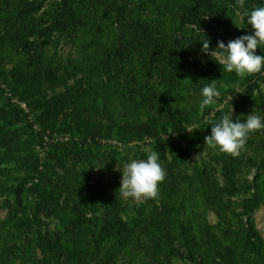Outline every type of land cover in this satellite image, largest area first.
<instances>
[{"label": "rangeland", "instance_id": "obj_1", "mask_svg": "<svg viewBox=\"0 0 264 264\" xmlns=\"http://www.w3.org/2000/svg\"><path fill=\"white\" fill-rule=\"evenodd\" d=\"M60 1L0 0V54L8 55L6 65H0V217L5 215L15 187H26L22 211L36 215L31 226L45 231L56 246L39 264H258V259L264 260V130L250 134L236 158L204 142L211 135L205 117L220 104L224 107L215 111L214 121L224 114H232L233 121L244 122L251 114L264 120V110H253L244 97L233 96L229 90L234 83L210 52L207 64L197 66L199 72L190 70L193 77H183L180 83H192L201 90L214 83L221 94L215 105L201 109L199 98L181 96L171 107H175V118L161 113L149 122L154 125L149 137L121 127L99 130L96 123L86 127L100 136L99 141L112 140L106 143L110 148L89 149L76 126L65 128L56 122L59 129H46L55 135L42 139L45 144L39 149V134L45 131L38 126L44 103L33 90L39 86L46 101L65 86L85 85L84 74L78 70L81 65H71V60L80 59L72 37L80 35L62 27L57 14ZM154 1V13L168 15L180 9L181 0ZM254 9L230 13L227 26L238 25L242 35L253 34L246 16ZM19 72L31 73L34 82L28 83L31 89L27 91L32 98L25 100L16 92ZM234 86L235 92L241 90L236 83ZM258 87L257 97L263 94L264 81ZM230 96L233 99L225 103ZM92 99L89 113L97 116L98 98ZM16 101L29 105L25 103L28 116ZM189 125L199 129L188 133L183 126ZM64 133L68 138L61 140ZM71 139L76 143L53 146ZM151 151L158 153L166 171L158 201L123 198L119 189L125 165L133 159H146ZM256 198L262 200L246 206L248 199L253 202ZM103 206L136 231L128 247L120 248L111 236L98 243V250L93 245L90 233L103 224L107 212Z\"/></svg>", "mask_w": 264, "mask_h": 264}, {"label": "trees", "instance_id": "obj_2", "mask_svg": "<svg viewBox=\"0 0 264 264\" xmlns=\"http://www.w3.org/2000/svg\"><path fill=\"white\" fill-rule=\"evenodd\" d=\"M154 2L60 1L57 14L62 27L70 32L78 31L80 35L73 34L72 37L80 59L71 60V65H81L78 70L84 74L85 85L65 86L46 101L42 100L44 95L36 86L34 96L41 98L44 103L40 106L42 114L38 121L41 130H58L54 125L56 122L60 123L58 126L64 124L65 128L72 124L85 135L82 142L89 149L102 145L112 147L96 139L100 136L91 134L90 128H86L90 124L96 123L99 130L121 127L134 135L151 136L154 125L149 122H154L155 116L161 113L166 118H175V107H171L181 96L203 100L199 87L192 83H180L183 77L190 76V70L199 72L197 66L207 64V54L202 51L203 40L209 41V52L217 48L218 41H223L227 46L230 41L243 36L238 31V25L227 26V16L236 11L264 7V0H244L243 7H240L237 0H181L180 9L176 13L165 15L159 11L153 12ZM163 15L165 17H161ZM256 54L264 56L263 44L257 48ZM5 57H8L7 53L0 54V65H6ZM222 72L229 76L231 84L234 83L229 90L234 93V97H244L246 106L253 110H264V91L257 97L259 83L264 81L261 72L243 78L223 68ZM19 73L16 92H20L19 95L25 100L32 98L27 91L31 89L28 83L34 82L30 79L31 73ZM34 73L33 76L36 75ZM235 83L241 87L239 92L234 91ZM49 88L52 90L54 87ZM94 96L98 98L97 116L89 113ZM69 107L72 112H66ZM57 114L62 117L57 118ZM66 131L78 138L81 136L78 131ZM67 143L76 142L71 139L53 146ZM34 159L37 164L36 156ZM24 190L26 187L21 184L15 187L12 198L7 199L6 213L0 217V264H39L40 258L47 257L56 249L45 231L31 226L36 215H26L22 211L27 198L23 195ZM258 200L262 199L256 198L253 202L248 199L245 204L250 206L251 203L253 206ZM103 207L107 211L102 216L103 224L96 233H90L93 245L98 250V243L101 244L104 237L111 236L120 248L128 247L136 231L127 228L120 216H114L110 208ZM26 222L28 224L18 228ZM194 264L201 262L194 261ZM258 264H264V260L258 259Z\"/></svg>", "mask_w": 264, "mask_h": 264}, {"label": "clouds", "instance_id": "obj_3", "mask_svg": "<svg viewBox=\"0 0 264 264\" xmlns=\"http://www.w3.org/2000/svg\"><path fill=\"white\" fill-rule=\"evenodd\" d=\"M243 7L244 0H237ZM247 24L254 30L253 34L243 35L227 46L223 41L217 42V48L210 52L211 57L226 72H235L239 77L260 73L264 68V56L257 55L256 50L264 44V7H258L247 16ZM202 51L209 53V41L203 40ZM203 97L201 109L213 106L220 97L215 84L202 88ZM232 96L225 103H229ZM224 104H220L205 121L211 125V135L204 137V142L209 148H218L221 152L233 158L238 157L245 149L250 134L264 130V120L260 116L248 115L244 122L240 119L233 121L232 114H224L219 121H214L215 111H222ZM233 112V111H232ZM188 133L199 129L198 126H183ZM166 139V137H165ZM166 171L159 163L158 153L151 151L146 159H133L127 163L122 172L121 187L119 189L123 198H132L135 201H158L160 196L159 185L164 182Z\"/></svg>", "mask_w": 264, "mask_h": 264}, {"label": "built area", "instance_id": "obj_4", "mask_svg": "<svg viewBox=\"0 0 264 264\" xmlns=\"http://www.w3.org/2000/svg\"><path fill=\"white\" fill-rule=\"evenodd\" d=\"M16 102H17V104H18L20 110H22V112H23V113H26L27 116H28V109H27L25 103H23V102H21V101H16ZM32 127H33L34 129H37V127H36L35 124H33ZM39 135H40V142L38 143V145H39V149H41V147H43L42 145L45 144V142H44L42 139H46L47 136H48V137H51L52 135H55V133H53V132H48L47 130H45V131L41 132ZM56 138L58 139L59 137L56 136ZM56 138H55V139H56ZM60 138H61V140H66V139L68 138V133H64L62 137L60 136ZM50 140H51V139H50ZM100 142H101V143H108V144H109V143H112L113 141H112V140H109V139H100Z\"/></svg>", "mask_w": 264, "mask_h": 264}]
</instances>
